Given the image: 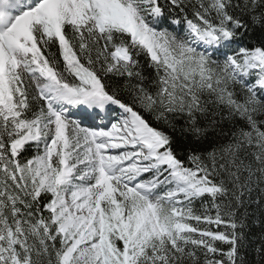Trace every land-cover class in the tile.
Instances as JSON below:
<instances>
[{
    "label": "snow or ice",
    "instance_id": "1",
    "mask_svg": "<svg viewBox=\"0 0 264 264\" xmlns=\"http://www.w3.org/2000/svg\"><path fill=\"white\" fill-rule=\"evenodd\" d=\"M0 264H264V0H0Z\"/></svg>",
    "mask_w": 264,
    "mask_h": 264
}]
</instances>
